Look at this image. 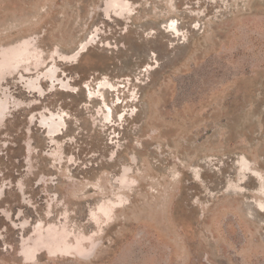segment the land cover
Returning a JSON list of instances; mask_svg holds the SVG:
<instances>
[{"label": "rangeland", "instance_id": "obj_1", "mask_svg": "<svg viewBox=\"0 0 264 264\" xmlns=\"http://www.w3.org/2000/svg\"><path fill=\"white\" fill-rule=\"evenodd\" d=\"M0 264H264V0H0Z\"/></svg>", "mask_w": 264, "mask_h": 264}, {"label": "bare ground", "instance_id": "obj_2", "mask_svg": "<svg viewBox=\"0 0 264 264\" xmlns=\"http://www.w3.org/2000/svg\"><path fill=\"white\" fill-rule=\"evenodd\" d=\"M122 2H123V1H122ZM116 4H117V3H116ZM106 10H107V9H106ZM104 11H105V10H104ZM66 57H67V56H66ZM102 205H103V204H102ZM100 206H101V205H100ZM108 208H109V207H107V209H108ZM103 209H104V208H103ZM105 210H106V209H105ZM68 236H69V235H68ZM65 237H66V236H65ZM65 239H66V238H65ZM65 239H64L63 237L60 238V237L58 236L56 239H53V241H52L50 244L48 243V245H49V246H52L53 244L55 245L54 242L59 243V246L62 247V248L65 247V246H67V245H74L73 242L71 243V242H69V241H67V240H65ZM78 242H79V241H78ZM75 243H76V242H75ZM80 243H82V242H80ZM85 244H86V243H85ZM54 245H53V246H54ZM69 247H70V246H68V248H69ZM42 249H43V248H42ZM50 249H51V248H50ZM50 249H48V248H44V249H43V252H45V254L49 256V255H51L50 253L52 252ZM72 249H73V248H72ZM75 249H77V248L75 247ZM78 250H79V249H78ZM38 251H39V250H38ZM41 251H42V250H41ZM58 251H60V250H58ZM58 251H57V255H68L67 253H64L65 251H64V252H58ZM74 252H77V251L75 250Z\"/></svg>", "mask_w": 264, "mask_h": 264}]
</instances>
